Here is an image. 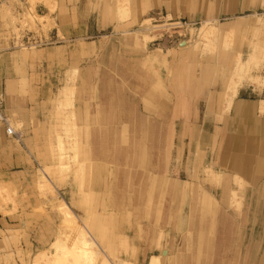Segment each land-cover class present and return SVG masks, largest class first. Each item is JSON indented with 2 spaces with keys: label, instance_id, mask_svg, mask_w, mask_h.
Wrapping results in <instances>:
<instances>
[{
  "label": "rangeland",
  "instance_id": "rangeland-1",
  "mask_svg": "<svg viewBox=\"0 0 264 264\" xmlns=\"http://www.w3.org/2000/svg\"><path fill=\"white\" fill-rule=\"evenodd\" d=\"M96 1L78 19L101 30L56 43V12L86 0H0L11 107L25 105L6 115L21 155L9 186L0 181L9 264H264V182L214 169L237 88L264 86V8L233 27ZM197 2L183 9L197 13ZM65 205L82 237L66 230ZM42 219L54 234L32 245L27 230Z\"/></svg>",
  "mask_w": 264,
  "mask_h": 264
},
{
  "label": "crops",
  "instance_id": "crops-1",
  "mask_svg": "<svg viewBox=\"0 0 264 264\" xmlns=\"http://www.w3.org/2000/svg\"><path fill=\"white\" fill-rule=\"evenodd\" d=\"M185 1L191 0H129V9L130 12H138L142 3H146L149 11L159 10L158 13L160 14L165 13L179 17L184 12L187 15L197 14L211 16L214 19H230L234 20L233 27H237L242 23L241 20L244 17L256 15L259 10L264 8V0H197L199 11L195 13L186 12L183 9V6L189 8V4ZM97 3L96 5L94 0L93 3L86 0L81 5H78L77 2L75 4L72 2L71 5L64 4L63 11L60 14L57 11L55 14L56 28L53 31L54 38H56L55 42H62L58 34L62 38L73 39L75 36L72 33L101 30L102 27L98 25L99 23L89 26L87 22L78 19L80 14L86 17L93 16L94 10L99 8V2ZM208 4V10H205ZM79 9L83 12L79 13ZM73 12L77 16L75 20ZM81 35L79 34V36ZM0 43L5 45L4 42ZM47 44L51 45L52 43ZM7 45H9V41ZM37 61L39 59L36 56L35 62L37 63ZM10 72L9 55L5 53L0 56V94L4 95L5 98L2 109L5 115L14 113L15 109L18 112L25 110V105L11 107L12 104L15 105L14 93L17 82L9 77ZM222 126L224 137L216 150L214 169L216 168L224 174L239 177L252 185H261L264 182V86L259 88L254 84L240 85L232 98ZM9 137L6 135L4 127L0 125V181L5 182L7 186H9V164L21 162V155L16 154L13 149L9 150L11 141ZM30 218L32 219L29 216L22 218L21 229H29ZM46 225V220L38 221L32 236L27 230L29 243L32 241V245L40 246L50 241L54 232L48 229ZM9 234V214L0 215V264H9V238L13 237V235L9 237Z\"/></svg>",
  "mask_w": 264,
  "mask_h": 264
},
{
  "label": "bare ground",
  "instance_id": "bare-ground-1",
  "mask_svg": "<svg viewBox=\"0 0 264 264\" xmlns=\"http://www.w3.org/2000/svg\"><path fill=\"white\" fill-rule=\"evenodd\" d=\"M123 2V1H122ZM202 31V30H201ZM204 31L207 33H209L210 34V29H207V30H205L204 29ZM212 32V31H211ZM208 34V35H209ZM152 35V34H151ZM253 58V57H252ZM260 60V59H259ZM252 61V60H251ZM255 61V60H254ZM257 64V63H256ZM245 74V73H244ZM229 87V86H228ZM233 87V86H232ZM235 88V87H234ZM229 89V88H228ZM231 91V90H230ZM66 93V92H65ZM231 93V92H230ZM234 93H235V90H234ZM232 94V93H231ZM230 94V95H231ZM232 96V95H231ZM226 98H227V96H226ZM229 99V98H228ZM227 100V99H226ZM231 99H229V101H230ZM229 105H230V102H229ZM227 109V108H226ZM64 207V213H65V218H66V226H65V228H66V230H68L69 231V234H73V236L74 237H78L79 235L78 234H80V236L83 234L82 233V230H83V226H84V224H83V222L81 221V220H79L78 219V217L75 215V214H73L72 212H70L69 211V207L67 206V205H65V206H63ZM71 219H73V220H76V222H74V223H71ZM65 230V229H64ZM63 231V230H62ZM68 231H65V232H68ZM71 231V232H70ZM64 232V231H63ZM62 233V232H61ZM60 233V236L59 237H63V235ZM72 234H71V236H72ZM74 234H77V236H75ZM84 235V234H83ZM67 236V235H66ZM70 235H68V237H66V239L67 238H71V237H69ZM82 237V236H81ZM58 238V237H57ZM64 238V237H63ZM74 240H76L77 241V239H75V238H73ZM64 240V239H63ZM83 240V242H85V245L87 246V248H88V246H92L93 245V241H91V243L89 242L88 244H86V239H82ZM86 240V241H85ZM60 242V239H57V248H59V245L61 244V243H59ZM55 243V242H54ZM53 243V244H54ZM71 244V243H70ZM81 244H82V242H81ZM84 244V243H83ZM77 245V244H76ZM55 246V245H54ZM67 246V245H66ZM71 246V245H70ZM85 246V247H86ZM81 247V246H80ZM83 247V246H82ZM54 248H56V247H54ZM85 250V252L87 251H89V249L88 250H86V249H84ZM41 251V250H40ZM91 251V250H90ZM90 251H89V253H90ZM92 251H93V249H92ZM92 251H91V254H93V253H95L94 251H93V253H92ZM56 252V251H55ZM37 253V252H36ZM41 253V252H40ZM39 253V254H40ZM42 254V253H41ZM36 255V254H35ZM38 255V254H37ZM42 255H44V254H42ZM53 255V254H52ZM55 255V254H54ZM68 255V254H67ZM72 255V254H71ZM56 256V255H55ZM55 256H52L53 258L55 257ZM43 256H41L40 258H42ZM39 257H33V260L35 259V261H39V259H38ZM77 258V257H76ZM60 259V258H59ZM75 259V258H74ZM41 260V259H40ZM53 260V259H52ZM45 261V260H44ZM33 262V261H32ZM86 262V261H85ZM151 262V261H150ZM77 263H82V262H77ZM33 264V263H32ZM37 264H39V262L37 263ZM43 264V263H42ZM45 264V263H44ZM47 264V263H46ZM58 264H59V262H58ZM68 264V263H67ZM73 264V263H72ZM76 264V263H75ZM85 264V263H84Z\"/></svg>",
  "mask_w": 264,
  "mask_h": 264
},
{
  "label": "built area",
  "instance_id": "built-area-1",
  "mask_svg": "<svg viewBox=\"0 0 264 264\" xmlns=\"http://www.w3.org/2000/svg\"><path fill=\"white\" fill-rule=\"evenodd\" d=\"M3 97L0 94V125L4 127L7 136L18 138L19 134L13 129L9 118L2 111Z\"/></svg>",
  "mask_w": 264,
  "mask_h": 264
}]
</instances>
